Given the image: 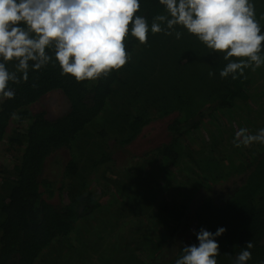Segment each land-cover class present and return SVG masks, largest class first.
<instances>
[{"label": "trees", "instance_id": "obj_1", "mask_svg": "<svg viewBox=\"0 0 264 264\" xmlns=\"http://www.w3.org/2000/svg\"><path fill=\"white\" fill-rule=\"evenodd\" d=\"M253 2L264 28V0ZM140 3L149 24L163 14L157 0ZM124 43L129 61L96 81L78 83L50 64L30 70L27 82L10 83L13 99L0 98V156L5 146L13 158L12 165L3 163L5 155L0 161V264L60 259L76 222L94 214L98 221L97 213L116 221L138 215L149 228L128 237L144 257L134 255L136 264H174L180 244L195 243L193 230L201 226L227 228L218 238L217 264H234L249 241L247 264H260L264 145L237 148L233 137L239 128L257 131L251 126L264 112V96L253 109V89L262 93L256 83L264 66L235 80L220 78L226 62L186 32L180 39L149 33L143 45L131 37ZM7 67L15 70L12 62ZM53 92L66 107L48 116L35 105ZM166 117L169 140H144L147 126ZM140 140L149 146L138 161L112 172L116 155ZM49 166L56 178L45 175ZM230 179L235 186H222L218 198L214 190Z\"/></svg>", "mask_w": 264, "mask_h": 264}, {"label": "clouds", "instance_id": "obj_2", "mask_svg": "<svg viewBox=\"0 0 264 264\" xmlns=\"http://www.w3.org/2000/svg\"><path fill=\"white\" fill-rule=\"evenodd\" d=\"M163 14L149 24L140 0H0V98L13 99L9 86L27 82L29 71L50 64L76 82L96 81L121 69L130 59L124 41L141 45L148 34L186 32L226 62L220 78L235 80L246 69L264 66V28L253 0H157ZM264 19V16L261 17ZM180 29L182 31H178ZM235 58V59H234ZM12 62L14 71L7 64ZM214 73L209 72V76ZM264 145V127L254 134L239 128L234 147ZM227 228L193 230L195 243L180 244L174 264H217L218 238ZM254 245L245 244L234 264H247ZM260 264H264L261 261Z\"/></svg>", "mask_w": 264, "mask_h": 264}, {"label": "rangeland", "instance_id": "obj_3", "mask_svg": "<svg viewBox=\"0 0 264 264\" xmlns=\"http://www.w3.org/2000/svg\"><path fill=\"white\" fill-rule=\"evenodd\" d=\"M255 80H257V78ZM256 84L258 85L256 89L261 90L262 93L255 94L253 89V95H255L254 103H252L253 109L257 107V104L262 101V97L264 96V78L258 80ZM35 106L45 110L48 116H52L53 114H57L56 112L64 111L66 100L58 92H53L49 94L44 101ZM33 110H35V108H33ZM170 121L171 118L166 117L148 125L144 130V140L152 138L157 145L163 141H168L169 136L166 129ZM253 123L254 124L251 126L252 129L258 130L257 126L259 125L264 127V112L261 109L260 111L258 110V117L253 118ZM144 140H140L137 143L135 142L133 145L130 144L129 152H119L120 154L116 155L118 162L113 164V169H111V171L121 172L127 167L126 165H132L138 161L137 157L142 155L149 146L148 143L144 144ZM3 148L2 154L7 157L3 163L12 165V162H10V160H13L11 152L7 150L5 146ZM3 155L0 156V161ZM55 172V166H49L45 175L52 178ZM56 177L57 176H54V178ZM235 183L234 179H230L222 183L219 188H216L214 193L220 198L224 194L222 186L233 187ZM146 198L149 200L152 196H146ZM135 208L134 204L133 209ZM122 210L124 213H127L125 208H122ZM106 212H110V210L108 209ZM94 215H91V217L83 216L76 222L73 234L70 235L71 239L69 242L66 244H63V242L61 245L64 246L59 247L60 253H63V255H59L60 259L47 260V264H57L58 261L62 264H70L74 260L77 261L76 259H78L77 264H136L138 261H136L134 255H138L140 259L144 260V257L139 256L138 251L135 250L134 252L133 241L131 240L132 245H128L127 243L128 237L134 232L136 238H138L141 229L145 232L149 230L148 227L144 226L145 224L142 225L138 215L127 218L120 217L118 221H116L112 215L109 217L108 213H97V218H100L98 221L94 219ZM153 216L154 214L152 217ZM145 223H149V221ZM155 225L157 226V224ZM168 255H170V253ZM164 257L163 255L162 258ZM140 259L139 261H141ZM146 260H148V258H146Z\"/></svg>", "mask_w": 264, "mask_h": 264}]
</instances>
